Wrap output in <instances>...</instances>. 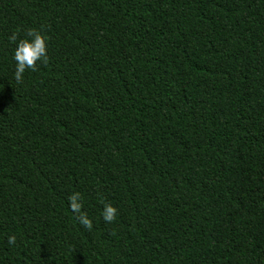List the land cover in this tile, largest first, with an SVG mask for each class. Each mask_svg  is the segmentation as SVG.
Returning <instances> with one entry per match:
<instances>
[{
    "label": "trees",
    "instance_id": "16d2710c",
    "mask_svg": "<svg viewBox=\"0 0 264 264\" xmlns=\"http://www.w3.org/2000/svg\"><path fill=\"white\" fill-rule=\"evenodd\" d=\"M0 264H264V0H0Z\"/></svg>",
    "mask_w": 264,
    "mask_h": 264
},
{
    "label": "clouds",
    "instance_id": "9594fccd",
    "mask_svg": "<svg viewBox=\"0 0 264 264\" xmlns=\"http://www.w3.org/2000/svg\"><path fill=\"white\" fill-rule=\"evenodd\" d=\"M19 33L13 32L9 40L17 43ZM26 38L19 39L14 52L15 70L14 78L17 83L23 81V76L26 70H37V62L46 64L48 62V46L46 37L37 30L29 29L25 33ZM69 209L78 219V222L87 230H91L93 223L88 218L87 213L83 211V202L80 193H73L69 197ZM117 208L111 204L105 203L102 212V218L106 223H112L116 220ZM9 245L16 244V236H8Z\"/></svg>",
    "mask_w": 264,
    "mask_h": 264
}]
</instances>
